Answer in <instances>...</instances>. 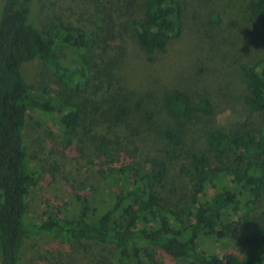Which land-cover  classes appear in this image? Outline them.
<instances>
[{
  "label": "trees",
  "instance_id": "16d2710c",
  "mask_svg": "<svg viewBox=\"0 0 264 264\" xmlns=\"http://www.w3.org/2000/svg\"><path fill=\"white\" fill-rule=\"evenodd\" d=\"M30 1L4 0L0 15V264H32L25 242L43 233L67 242L110 245L116 251L111 264H152L155 249L187 264H264V56L252 61L240 38L224 43L195 33L204 61L218 58L235 67L241 103L251 117L244 118L243 130L227 134L215 126L225 103L172 89L161 94L170 120L161 127L154 123L151 98L145 99V110L142 96L133 103L139 110L128 103L129 87L116 75L123 61L118 47L94 57L96 40L85 28L62 21L36 28L27 22ZM93 1L106 41L129 33L147 61L184 31L180 0H143L142 6L124 0L109 7ZM249 12L264 36V0H250ZM218 15L212 11L209 22ZM203 41L211 48L203 49ZM62 49L70 51L67 64L58 61ZM34 59L68 89L67 96L37 98L21 74L22 64ZM32 108L66 139L78 122L88 126L98 173L110 187L107 203L85 198L72 214L29 218L27 189L40 172L28 166L21 134ZM175 164L188 185L186 197L170 205L160 190L172 182L168 168ZM239 226L250 227L240 239ZM206 236L215 241L235 236L244 252L204 250Z\"/></svg>",
  "mask_w": 264,
  "mask_h": 264
},
{
  "label": "rangeland",
  "instance_id": "374dc122",
  "mask_svg": "<svg viewBox=\"0 0 264 264\" xmlns=\"http://www.w3.org/2000/svg\"><path fill=\"white\" fill-rule=\"evenodd\" d=\"M102 1L109 7L111 3L120 4L124 0ZM130 1L132 6H142L143 3V0ZM180 1L185 8L184 31L163 53L156 54L152 61L145 59L129 33L106 41L97 24L100 13L95 10L93 0H31L28 4L27 22L38 29L61 21L85 28L96 40L92 51L94 57L109 54L118 47L123 61L116 75L119 76V82L122 81L129 87L125 90L132 96H127L128 103L139 110L133 103L142 96V109L145 110V99L151 98L150 106L155 110L156 125L164 127L170 121L162 105L161 94L172 89H183L192 98L204 96L225 103H219L220 111L216 114L215 126L227 134L239 132L244 129V118H250L251 115L241 103L243 89L235 78V67L216 57L217 62L214 59L204 61L199 40L195 44L194 35L199 33L205 38L223 40L224 43H234L235 39L240 38L248 45L252 61L261 59L264 56V36L258 22L249 12L250 0ZM3 4L4 0H0V15ZM210 7L212 10H209ZM214 10L219 15L218 20L212 24L209 17ZM126 18L125 14L120 17L121 20ZM97 35L100 36L96 37ZM200 46L203 49L211 48L207 41L201 42ZM204 52L209 55L207 50ZM69 56L70 51L62 49L58 53L59 63L67 64ZM21 74L40 100H55L58 98L57 93L62 98L68 94V89L38 59L23 63ZM133 124L136 125V122ZM82 125L84 126L81 121L78 122L75 133L66 139L40 110L32 108L28 112L21 136L28 166L40 172L38 182L27 189L30 219L39 221L46 214L51 217L55 213L72 214L79 207V200L85 198L98 204L109 200L110 187L98 173L100 162L93 157L92 132L87 131L86 125L83 129ZM168 176L174 183L166 182L160 193L170 205H176L180 203L183 194L186 197L188 179L178 172L176 164L168 168ZM173 187L174 191L170 189ZM241 226L244 227L245 224ZM237 230V237L240 239L244 233L250 232V227L240 230L239 226ZM233 231L235 235V229ZM201 241L202 249L207 251L233 254L244 252L242 243L236 241L235 236L233 239L224 237L219 241L206 236ZM24 252L32 264H111L116 253L110 245L67 242L45 233L28 237ZM150 255L152 264H187L171 259L156 249Z\"/></svg>",
  "mask_w": 264,
  "mask_h": 264
}]
</instances>
